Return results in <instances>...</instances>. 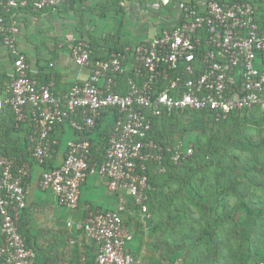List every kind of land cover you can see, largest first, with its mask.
Listing matches in <instances>:
<instances>
[{
  "label": "built area",
  "instance_id": "obj_1",
  "mask_svg": "<svg viewBox=\"0 0 264 264\" xmlns=\"http://www.w3.org/2000/svg\"><path fill=\"white\" fill-rule=\"evenodd\" d=\"M69 1L0 0V43L13 57L11 82L0 97V122L7 108L13 124L33 128L29 158L43 168L40 189L51 191L59 207L76 209L82 185L96 175L144 214L148 171L165 172V151L172 153L176 166L193 154L192 144L160 146L148 139L156 119L193 110L218 120L264 109V17L258 18L255 6L243 0H180L175 24L105 58H96L88 41L69 35L71 58L88 71V78L55 95L50 83L30 74L14 12L53 11ZM169 4L154 0L152 7L159 10ZM120 82L126 84L125 92L116 90ZM102 110L113 111L114 122L96 161L93 144L80 136L94 127ZM65 124L75 137L67 141L62 164L50 168L48 161L58 145L53 131ZM31 174L26 158L0 155V264H35L36 254L19 231L27 206L25 182ZM120 198L114 209L90 211L79 227L97 246L95 264H137L129 249L133 234L123 218L126 203Z\"/></svg>",
  "mask_w": 264,
  "mask_h": 264
},
{
  "label": "crops",
  "instance_id": "obj_2",
  "mask_svg": "<svg viewBox=\"0 0 264 264\" xmlns=\"http://www.w3.org/2000/svg\"><path fill=\"white\" fill-rule=\"evenodd\" d=\"M178 1L180 0H170L168 6L156 10L152 7L154 0H70L63 8L59 7L57 13L59 15L68 13L66 17L71 18L68 21L71 31L76 37L89 41L95 57L101 58L114 54L123 47H133L153 38L163 29L164 23V28L175 24L174 18L179 13L177 7L175 9L173 5H177ZM92 2L93 5L98 2L100 6H104V10L100 7L98 10L82 9V6H90ZM246 2L255 6L258 18L264 17V0H246ZM169 9H173L171 15H165L164 11L167 12ZM53 12L42 13L40 18H47ZM84 12L87 15H84ZM134 14L138 16L135 17ZM35 15L36 13L31 14L22 10L14 12L15 19H19L20 22L22 20L25 27L20 30L19 47L23 52L25 50L35 52V55L24 52L30 74L43 83H50L53 94H65L74 84L86 80L88 71L79 68L73 62L70 45L67 40L65 41V32L60 29L58 31L48 29L42 32L36 29L28 30V23L35 25L37 18ZM121 21L122 24L118 25L117 23ZM115 32L119 34L114 35ZM112 35L115 38L109 41ZM32 37L37 39V42H33ZM12 60L11 54L0 43V97H5L6 89L11 82ZM184 112H175L174 115L179 117L181 114L184 115ZM113 113L111 110H103L101 117L98 116L99 128L89 131L86 136V139L93 144L95 157H98L96 151L103 152L107 147L114 122ZM205 115L206 119L214 118L209 113ZM254 116L264 119V114L260 116L254 113ZM1 118L0 125L13 124L12 112L7 108ZM163 118L154 122V126L159 130L164 128L166 123ZM172 119L174 118L170 116L167 118L168 121ZM22 125L25 127L19 131L14 129L10 131L8 128L0 130V155L11 152L13 154L10 156L26 158L32 167V174L25 182L27 206L19 221V231L25 237L27 245L35 252L36 264H95L97 246L87 239L79 227L90 211L114 209L120 197L126 203L123 218L132 230L133 240L129 249L137 264H181L183 260L192 264L198 260L197 258H201L203 264L264 263V160L262 157L258 158L254 167L251 160L247 161L246 153H239L241 159L234 157L230 159L233 171L227 175L206 173L204 163L201 177L188 178L190 198L177 195V186H171V191H168L170 188L167 185L179 179L165 177V180H159L155 188L159 201L155 203L156 211L149 216L142 215L126 195L120 196L111 192L105 178L93 175L82 185L78 207L70 210L56 205L51 191L40 189L39 182L43 168L31 162L28 153L33 128L29 124ZM52 136L57 140L58 145L48 161L50 168L62 164L67 141L75 137L68 124L57 127ZM245 144L248 146L247 142ZM255 146L259 150L258 154L264 149L263 141ZM250 147L254 149L251 145ZM222 153L221 150L212 155V160L215 161ZM186 213L189 215V220L184 222ZM143 217L150 219L149 227H146ZM182 223H189L186 228L190 230L188 231L190 234L192 232V235H195L194 237L201 236L197 250V246L194 248L193 245H184L181 250L177 248L180 241L177 229ZM152 226L155 227L150 230ZM199 252H201L200 257H193Z\"/></svg>",
  "mask_w": 264,
  "mask_h": 264
},
{
  "label": "rangeland",
  "instance_id": "obj_3",
  "mask_svg": "<svg viewBox=\"0 0 264 264\" xmlns=\"http://www.w3.org/2000/svg\"><path fill=\"white\" fill-rule=\"evenodd\" d=\"M93 1H95V0H93ZM99 7L103 8V10H104V6H100L98 4V2H96L94 5L92 2V5L87 6V7L82 6V9H84V10L86 9L88 11L90 9L98 10ZM173 7H175V9H176L177 5L174 4ZM61 8H63V7H61ZM68 8H70V6ZM58 9H60V8H58ZM53 11L54 12L49 14V16L47 18H45V17L40 18L41 17L40 15H42V14L36 13L35 16L37 18H35L36 19L35 25L28 23V26H29L28 30L36 29V31L42 32L43 30H48V29H54L56 31H58L60 29L62 32H65V41H66L67 40L66 36H69V35L74 36L75 35V33L73 31H71L72 29L69 27L68 21H70L71 18L66 17L68 13H65V15H59L57 13V10H53ZM172 11H173V9H169L167 12L164 11V14L165 15H171L170 13ZM175 12H176V10L174 11V13ZM83 14L81 15L82 19L84 17ZM84 15H87V13H85ZM134 16L136 17L138 15L134 14ZM75 19H77V17ZM17 20L19 21V19H17ZM19 24H20V30H23L25 28L24 22L21 20V22L19 21ZM117 24L118 25L122 24V21L118 22ZM65 25H67V26L64 28L63 26H65ZM164 27H165V23L163 24L162 28H164ZM104 31H106V30H104ZM118 34H119V32L114 33V35H118ZM114 38H115V36L112 35V37L110 38L109 41L114 40ZM31 40L33 42H37V39H35L34 37H32ZM66 42L70 45L68 40ZM24 52L28 55H35V52H32L30 50H25ZM42 53H44V51H42ZM105 57H107V56H103V57L101 56V58H105ZM254 113H257L258 115L263 116L260 109L253 110L251 112H248L246 115L238 116L239 120H237L238 123L236 125L232 126L230 124V125L225 126V127L221 126V124H214L213 121H211L210 119H206V118H203V120H201L197 123H192L191 118H189L190 117L189 115L181 114V115H179V117H176V118L172 119L171 121L166 120V123L164 124V128H165V131L167 133L166 134V142L169 145H172L176 141H182L185 144H192L193 148H194V152H196V150H198L199 148H203L206 151L214 148L215 152L221 151V150L225 152V149L230 147L231 143L234 142V140L238 139L241 141L240 145L242 146V148H244V146L246 145L245 143L247 142V144H250L252 146V148H254V149H250V150L257 151L258 149L256 148L255 145L262 143V141L264 143V120L261 119L262 117L261 118L255 117ZM226 124H228V123H226ZM23 127H25V125L16 126L15 124H10V123L5 124L4 123V124L0 125V130L3 131L4 128H8L10 131L13 129L16 131L17 130L19 131ZM2 141H4L3 136H2ZM0 143H1V138H0ZM243 144H245V145H243ZM242 148H238V150H235L236 155H239V153L240 154L246 153L247 158H250L253 155V153H249L247 151H242L241 150ZM240 151H242V152H240ZM96 152L98 153V151H96ZM11 154H13V153L8 152V154H7V152H4V154H2V155L10 156ZM258 157H262L264 160V149H262V151H261V153H259ZM179 174H181V175L185 174V170H181L179 172ZM200 176H201V171L198 170L195 177H200ZM171 186H177L178 187L177 188V192H178L177 195H183V196H185V198H190V195H191L189 193L190 190H189L188 185L185 184V182L178 180L177 182L172 183L171 185L170 184L167 185L168 188H170ZM168 191H171V188L168 189ZM189 209H191V208L189 207ZM130 229H131V227H130ZM183 229H185V228H183ZM177 235L179 236L178 229H177ZM188 262L183 260L181 262V264H189Z\"/></svg>",
  "mask_w": 264,
  "mask_h": 264
},
{
  "label": "trees",
  "instance_id": "obj_4",
  "mask_svg": "<svg viewBox=\"0 0 264 264\" xmlns=\"http://www.w3.org/2000/svg\"><path fill=\"white\" fill-rule=\"evenodd\" d=\"M226 1L229 2V1H232V0H226ZM243 1H246V0H243ZM56 10H59V9L57 8ZM22 11L30 12L31 14H33L30 9H25V10H22ZM51 11H52L51 9H46V11L44 10L40 14L46 13V12H51ZM123 49H124V47L122 49L116 51V53L122 52ZM116 90L120 91V92H125L127 90L126 84H123V82H120V86H118L116 88ZM257 109H260V108H256V109H253V110H257ZM253 110H251V111H253ZM260 110H261V112L263 111L262 112V115H263L264 114V109H260ZM251 111H248V112H251ZM102 112H103V110L101 111L99 117H101ZM248 112L231 113L225 119L215 120V118H213L211 121H213L214 124H221V126H224V127L228 126L230 124L232 126H234V125H236L238 123L237 122V120H239L238 116L246 115ZM205 114H208V113L203 112V111H193V110L184 112V115H189L190 116L189 118H191V122L192 123H197V122L203 120V118H206ZM99 117L96 118L94 127L91 130L99 128V120H98ZM163 117H162L163 118L162 120H164L166 122V120H167V118L169 116H163ZM170 118H176L174 113L170 114ZM226 123H228V124H226ZM166 134L167 133L164 130V128L159 130L157 126L153 125L150 133L148 134V139L153 140L154 142H156L160 146H164V145L167 144V142H166ZM87 135H88V132H85V133L82 134L81 138L82 139H86ZM83 136H85V137H83ZM240 144H241L240 140H238V139L234 140V142L231 143L230 147L226 148L225 152L223 151V153H222V155L220 157H216L215 161L212 160L213 157H211V156L214 155L215 153H217L218 151L215 152L214 148L209 149L207 151L204 150L203 148H199L198 150H196V152H194V148H193V154L187 159V161L183 162L180 167L179 166L177 167L176 165H174L173 162L170 160V156H172V153L165 151L164 152L165 156H164V161H163V166L165 168V172L159 173V172L156 171V173H154V172H152L153 169L148 171L150 189L147 192V194H148V199L146 201L147 211H146V213L142 214L140 212V210L138 209V207H136V209L142 215H148V216L152 212L156 211V204L155 203H158V201H159L158 200V198H159L158 196L159 195L155 191V188L157 187V182L159 180H165L164 179L165 177L173 178L174 180L179 179V180L185 182L186 184H188V181H189L188 178L191 179V178L195 177V175H196L198 170H200L202 172L201 169H203L202 165L204 163L206 164L205 165L206 166L205 172L208 173V174H219V173H224L226 175L227 174H231V172L233 171V166L231 165V163L229 161L233 157L234 158H240L241 157L239 155H236V152H235V150H238V148H242V146ZM243 145H245V144H243ZM250 148H251L250 144H248V146H244V148H242L241 150L242 151H247L249 153H253V155L250 158H247V157L246 158H247V161L251 160L252 163H253V166L255 167L256 165H254V163H257V160L259 158L258 157V155H259L258 152L259 151L258 150L257 151L250 150ZM91 151L93 153V156H94L95 160L99 161L100 158H101L100 154H101L102 151H99L97 153L98 157H95L94 150H91ZM242 151H240V152H242ZM151 167L154 168L156 166L153 165ZM181 170H185V174H183V175L179 174V172ZM195 178H197V177H195ZM190 183H192L191 180H190ZM216 189H218V187H216ZM200 208H201V206H200ZM184 217H185L184 222H187V220H189V215L186 213ZM199 221H201V218H200ZM183 224H185V225H183ZM188 224L189 223H182L181 225H183V226L180 225V227H178L179 234H180L179 235L180 241H179V245L177 246V248L181 250L182 248H184L183 247L184 245H188V246L189 245H193L194 248L197 246L196 247V250H197L198 247H199V245H197V244H199L198 242L201 240V236L199 235L197 237H194L195 235H192V232L190 234L188 232L190 230H188L186 228V226ZM153 227H155V226H152L150 230H153ZM183 228H185V229H183ZM193 253H194V250H193ZM200 254H201V252H199L198 255H194L193 257H200L201 256ZM197 259H195L197 261L193 262L192 264H203V260L201 258H197ZM36 260H37V257H36ZM36 260H35V264H36ZM185 261H187V260H185Z\"/></svg>",
  "mask_w": 264,
  "mask_h": 264
},
{
  "label": "water",
  "instance_id": "obj_5",
  "mask_svg": "<svg viewBox=\"0 0 264 264\" xmlns=\"http://www.w3.org/2000/svg\"><path fill=\"white\" fill-rule=\"evenodd\" d=\"M143 222L145 223L146 227L150 226L151 221L148 217H143Z\"/></svg>",
  "mask_w": 264,
  "mask_h": 264
}]
</instances>
